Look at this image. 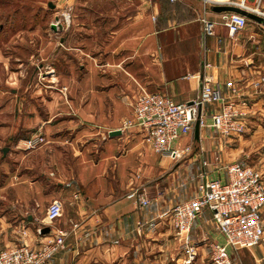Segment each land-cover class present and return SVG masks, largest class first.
I'll return each instance as SVG.
<instances>
[{
    "label": "crops",
    "instance_id": "0c3cea01",
    "mask_svg": "<svg viewBox=\"0 0 264 264\" xmlns=\"http://www.w3.org/2000/svg\"><path fill=\"white\" fill-rule=\"evenodd\" d=\"M228 2L143 0L134 2V11L103 14V28L114 22L112 45L99 41L96 62L85 60L79 71L73 64L56 71L51 107L62 101L64 108L38 113L36 134L48 133L46 143L31 149L19 138L2 147L0 250L22 242L39 247L62 229L65 246L47 264H213L210 243L224 236L212 211L205 209L194 223L191 262L169 212L197 193L204 170L226 178L224 166L240 162L264 176V82L256 84L264 76V23L249 19L230 37L222 23L227 11L212 8ZM203 18L215 22L213 34H204ZM87 43L68 49L88 54ZM203 76L233 100L246 124L243 134L224 137L209 119L199 140L194 131L179 140L193 150L174 158L155 152L139 130L122 129L142 88L185 101L200 93ZM220 105L205 108L210 113ZM32 154L36 160L29 161ZM135 188L146 190L149 205L128 196ZM53 200L63 206L55 221L46 216ZM232 259L264 264V240L233 252Z\"/></svg>",
    "mask_w": 264,
    "mask_h": 264
},
{
    "label": "built area",
    "instance_id": "2783aa9c",
    "mask_svg": "<svg viewBox=\"0 0 264 264\" xmlns=\"http://www.w3.org/2000/svg\"><path fill=\"white\" fill-rule=\"evenodd\" d=\"M255 1L258 3L256 7L248 5V0H232L230 4L264 16V10L260 9L262 0ZM202 20L204 34H213L215 22L206 18ZM248 22L245 14L234 11L224 13L222 20L232 38L244 30ZM263 82L264 76L256 84L259 86ZM231 86L236 91V87ZM218 101L220 107L209 113L206 104ZM198 119L201 127L208 124L210 119V125L224 137L239 136L246 130V124L240 119L233 100L225 99L221 88L214 86L212 78L208 76H203L200 93L185 101L142 88L131 115L123 121L122 129L135 128L155 152L180 158L191 152L193 147H181L178 142L194 131ZM44 140L43 133L39 132L27 140V147L34 148ZM224 167L226 178L210 177L207 171H202L197 193L176 203L169 212L175 233L183 240L188 262L197 255L192 228L205 209L212 211L215 226L224 236V242L210 243L213 264H233V252L254 247L264 240L263 174L253 166L240 162H232ZM128 196L143 206L151 203L143 188L131 190ZM62 210L61 202L53 200L47 206L46 216L55 221ZM65 238L66 231L59 229L42 241L39 247H32L26 242L8 246L0 250V264H47L65 246Z\"/></svg>",
    "mask_w": 264,
    "mask_h": 264
},
{
    "label": "rangeland",
    "instance_id": "374dc122",
    "mask_svg": "<svg viewBox=\"0 0 264 264\" xmlns=\"http://www.w3.org/2000/svg\"><path fill=\"white\" fill-rule=\"evenodd\" d=\"M141 1L0 0V164L2 147L19 138L36 136L38 113L46 116L48 109L55 107L54 103L51 107L50 99L55 94L56 71L64 73L71 64L79 71V64L85 60L96 62L93 57L100 50L99 41L112 45L114 22L106 21L107 27L103 28V14L134 11L138 8L134 2ZM50 2L54 5L50 6ZM260 9L264 10V4H260ZM87 37L88 43L83 40ZM86 43L88 54L68 49ZM62 90L67 92V87L64 85ZM55 108H64V103L58 101ZM43 135L45 140L39 145L48 139V133ZM28 158L36 160V154ZM2 166L0 179L6 172Z\"/></svg>",
    "mask_w": 264,
    "mask_h": 264
},
{
    "label": "water",
    "instance_id": "95a60500",
    "mask_svg": "<svg viewBox=\"0 0 264 264\" xmlns=\"http://www.w3.org/2000/svg\"><path fill=\"white\" fill-rule=\"evenodd\" d=\"M54 4L52 2H50V6H53ZM213 9L217 10V11H234V12H239V13H242V14H245L249 19H252V20H256L258 22H262L264 23V16L256 13V12H253L251 10H247V9H244L236 4H224V5H215L212 7ZM52 28H56V25L55 24H52ZM200 120L198 119L195 123V128H194V134H195V138L197 140L200 139ZM121 131L119 129L117 130H112L110 133L112 135L114 134H118L120 133ZM44 232H48L50 230V228L47 226V227H44L43 228Z\"/></svg>",
    "mask_w": 264,
    "mask_h": 264
}]
</instances>
